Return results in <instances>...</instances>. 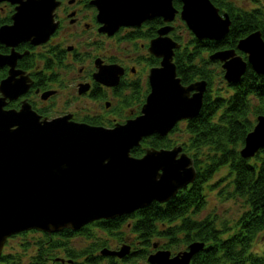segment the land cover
I'll list each match as a JSON object with an SVG mask.
<instances>
[{
    "label": "water",
    "instance_id": "95a60500",
    "mask_svg": "<svg viewBox=\"0 0 264 264\" xmlns=\"http://www.w3.org/2000/svg\"><path fill=\"white\" fill-rule=\"evenodd\" d=\"M8 1L18 4L12 15L13 24L0 27L2 42L41 43L56 30L54 11L60 0ZM180 1L181 19L198 38L218 40L229 31V15L221 14L211 0ZM93 3L98 8L102 31L109 34L120 26L140 25L155 16L170 22L179 12L174 0ZM172 27H160L158 36L150 41L149 51L161 60L160 65L150 69V92L140 114L113 127L77 121L72 114L42 116L26 101L19 109L4 108L6 97L14 99L28 89V77H17L19 71L11 69L9 77L1 81L0 255L13 234L33 228L49 233L65 228L78 230L92 221L131 213L153 201L167 202L195 180L193 157L181 145L146 147L142 156L131 153L144 137L167 135L180 120L197 116L203 105L207 81L184 84L177 75L173 58L180 43L168 35ZM237 48L247 53V59L234 48L218 50L210 56L223 62L228 82L237 83L248 63L264 74L261 31L241 38ZM0 56V62L10 64L17 57L14 52ZM122 73L120 65L112 64L101 67L96 75L107 84H116ZM256 121L240 149L244 157L254 156L264 146V114L257 115ZM203 247L204 242L194 241L175 254L158 248L147 259L152 264H190ZM101 251L123 257L130 252V245L124 243L119 249L104 247Z\"/></svg>",
    "mask_w": 264,
    "mask_h": 264
},
{
    "label": "trees",
    "instance_id": "16d2710c",
    "mask_svg": "<svg viewBox=\"0 0 264 264\" xmlns=\"http://www.w3.org/2000/svg\"><path fill=\"white\" fill-rule=\"evenodd\" d=\"M212 1L231 18L230 30L224 38H196L182 21L171 31V35L181 42V47L175 50L174 62L182 82L207 81L200 112L185 121L184 128L178 123L167 136L150 135L131 151L133 155L141 156L146 147L170 146L184 131L187 137L181 144L194 159L195 180L167 202L153 201L131 213L92 221L78 230L65 228L49 233L33 228L11 235L10 238L23 236L20 244L24 250H30L29 264H62V260L71 264H152L147 257L156 244V249H168L175 254L187 249L194 241L204 242V247L194 254L190 264H264V252L253 249L255 237L264 230V146L252 157L240 153L246 134L254 126L252 117L264 114V74L248 65L237 83H228L221 62L210 58L217 50L237 49L239 39L253 31L260 30L264 37V12L257 6H239L234 0ZM180 3L175 4L179 7ZM162 24V19L156 17L143 31L137 27L128 33L137 31L134 36L152 38ZM155 62L158 63L156 58ZM219 67L220 76L216 75ZM131 88L124 101L137 100L142 105L145 100L143 87L134 83ZM98 119L89 116L84 120L97 124ZM110 123L113 125L112 121ZM224 166L228 167L230 177H226L224 187H220V195L239 197L244 202L236 222L239 228L228 233L225 221H219L217 214L201 217L206 205L204 183ZM90 226L101 229L108 237L120 242L119 245L129 244L130 252L121 258L101 254L104 247L114 248L107 245V238L91 231ZM28 234L35 236L33 242ZM76 238L91 242L76 246L73 243ZM0 264H23L21 254L3 250Z\"/></svg>",
    "mask_w": 264,
    "mask_h": 264
},
{
    "label": "flooded vegetation",
    "instance_id": "af4514ba",
    "mask_svg": "<svg viewBox=\"0 0 264 264\" xmlns=\"http://www.w3.org/2000/svg\"><path fill=\"white\" fill-rule=\"evenodd\" d=\"M178 2L180 1L177 0L176 4ZM213 3L219 8V11L221 13L226 11L220 8L215 2ZM17 4L18 3H12L11 1L8 0L0 1V27H2L3 25L5 26V25L13 24L14 19L12 18V15L16 11L15 6ZM178 8L181 9V3ZM179 17L180 14H177L176 15L177 20L173 22L175 28L180 23L179 21H181ZM54 18L55 21L58 22L57 28L46 41L34 44L28 40H23L17 42L14 45H7L6 43L0 40V55L6 57V55H10L13 52L17 55V57L15 56L16 59L13 64L4 61L0 62V83L3 79L9 77L11 69L15 71L17 70V72L19 71V73H17L16 75L17 77H20L21 75H25L28 77L27 79L28 89L14 99H10L9 97H6L7 99L4 108L19 109L23 101H26L27 103L30 104L33 110L37 111L42 116L49 117L48 113L53 110V104H51L52 102H49V100L56 97L58 92H60L61 90L60 85H58L59 87L54 85L59 84L60 79L63 80V71L59 69L58 67L59 64L60 66H62L63 64H65L66 66H70L68 69H70L71 67L72 68L74 67L75 69V67L78 66L76 72L77 75L74 76L73 79L75 78L74 82L77 85V93L79 95L88 94V96L95 97L98 99L100 98L103 99L107 95L116 98L118 96L124 97L120 95L121 91L123 90L124 93L127 91L130 94L132 91L131 87L133 86L134 83H136V84H141V86L143 87L144 97L146 96L150 88L149 85L150 69L153 66L160 65V59L152 55L148 49L150 45V41L153 37L148 38L147 45L145 43H142V47H145V50H147L146 55L139 54L137 57H133L132 59L134 63L128 65L125 61H123L122 59L118 60L116 58V55L109 54L107 51L103 52L101 50V52H99L100 50L94 49L96 52L90 53L88 51L80 49V47L82 46L81 41H77L73 43L66 42L69 39L68 38L69 34L62 36L61 39L56 38L58 33L62 29L68 27L72 31L71 35H75L77 33V30L81 29L84 32L93 31L94 34H98L99 36H101V38H98L96 42H94V44L96 46H99V48L101 47L106 48V43H102L104 38H108L109 40H111L112 37H116L119 34L120 35L118 36V38L122 37L121 40L136 41L137 39H140L141 36L139 37L134 36L137 31L132 34L128 33L134 30L133 27L122 26L118 29L117 32H114L113 34H109L106 31H102L101 29L102 23L99 19L98 8L93 3V0H60L59 5L55 8L54 11ZM149 21L150 19H147L138 28V30L143 31L148 26ZM126 37H129V39H125ZM142 38L145 37L142 36ZM236 50L238 54H241L243 56L245 55V53L239 51L238 49ZM155 58L157 59L158 63L155 62ZM141 61H145L146 63L145 67L146 65L148 67V72L147 69H145V67L143 69V71H146L144 75L145 77H142L141 75L138 74L140 71L137 65H139L138 63ZM219 61L222 64V61L221 60ZM112 64L120 65L123 68V73L120 75L119 82H117L116 84L115 83L107 84L103 82V80L98 78L96 74L100 72L101 67ZM53 67L56 69L55 71L53 70ZM57 81L58 83L55 84V82ZM84 86H86L87 89L85 88L82 89V87ZM0 96H3V93L1 91H0ZM36 100H38L41 105H38ZM123 101L120 99L119 101H116L117 103L115 105L114 104L110 105L112 100L111 101L106 100L104 101V105L106 106V110L110 114H112V111L116 110V105L118 104V102L121 103ZM63 114H72L73 116L72 118L74 120H78L86 123H89L84 120L86 117L88 118L89 116H97L99 117L98 120L100 122L97 124H93V123H89V124L103 125L107 127L113 126L114 124L120 121V120L117 121V119H113V118L103 120L104 115L102 113L101 114L94 113L93 115L86 114L80 119H76L75 111H64L59 115H63ZM136 115H132L131 117ZM110 121L113 122V125H111ZM181 121L185 122L188 121V119ZM156 135L161 136L159 134ZM176 145H181L183 147V151L187 152L186 150H184V146L181 143H174L171 144L170 146H164L161 148H172Z\"/></svg>",
    "mask_w": 264,
    "mask_h": 264
},
{
    "label": "rangeland",
    "instance_id": "374dc122",
    "mask_svg": "<svg viewBox=\"0 0 264 264\" xmlns=\"http://www.w3.org/2000/svg\"><path fill=\"white\" fill-rule=\"evenodd\" d=\"M234 1L244 7H253V6L260 7L264 12V0H234ZM1 5H4V4H1ZM67 34H69L68 35L69 39L66 42L73 43V42L81 41L82 46L80 47V49L88 51L90 53H95L96 52L95 50H100L99 52H101V50L103 52L107 51L109 54L116 55V58L118 60L122 59L128 65L134 63L132 59L133 57H137L139 54L146 55V51H147L145 50V47H142V43H145L146 45L148 44V38L146 39V37L145 38L140 37V39H137L136 41H127V40H121L122 37L118 38V36L120 35L119 34L116 37H112L111 40H109L108 38H104L102 43H106V48L104 47L99 48V46H96L94 42H96L98 38H101V36H99L98 34H94L93 31L84 32L81 29H79L77 30V33L75 35H71L72 31L68 27H65L58 33L56 38L61 39L62 36H65ZM185 37H186V32H185ZM125 39H129V37H126ZM138 64L139 65L137 66L139 67V71H140L138 74L141 75L142 77H145L144 75L146 71H143L145 64H146L145 61H141ZM58 67L59 69H61V71H63V80L60 79L59 84L54 85V86L60 85L61 90L60 92H58L56 97L49 100V102H52L51 104H53V110L48 113L49 117L59 115L64 111H75L76 119H80L86 114L93 115L94 113L96 114L102 113L104 115L103 120L113 118V119H117V121L120 120L119 122H121V121H124L126 118L131 117L135 113L140 112V109H141L140 106L142 105L140 103L138 104L137 100H130L128 102H125L123 101L124 97H120V96L116 98V97L107 95L103 99L101 98L98 99L95 97H90L88 96V94L79 95L77 93V85L74 82L75 78L73 79V77L77 75L76 72H77L78 66L75 67V69L74 67L73 68L71 67L70 69H68L70 66H66L65 64L60 66L59 64ZM221 68L219 67L218 69L219 71H217L216 75L218 76L221 75L220 73ZM145 69H147V72H148L147 65ZM53 70L55 71L56 69L53 67ZM217 79H220V78L217 77ZM56 83H58V81L55 82V84ZM149 85H150V82H149ZM149 91H150V88H149ZM120 95L129 96L130 94L127 91L124 93V91L122 90ZM120 99L123 102L121 103L118 102V104L116 105V110L112 111V114H110L106 110L104 101L112 100L110 105H113V104L115 105L117 103L116 101H119ZM36 102L38 105H41L38 100H36ZM252 118L254 120V125H255L257 122L256 121L257 116H253ZM180 123H181L180 127L184 128V122L181 121ZM185 136L187 137V134H185L184 131H181V133H179L177 137L174 136L175 139H177L176 143H182L183 142L182 139ZM228 171H229L228 167L226 166L221 167L214 173V176L212 178H210L207 182L204 183V193L206 195V205L201 211V217H203L206 214H210V213L217 214L219 221H225L227 233L233 232L237 228H239L236 222L240 218V214L244 208L243 199L239 197H235V196L226 198L220 195L219 193V190L223 188L224 187L223 185H225L226 183L225 181L227 180L226 177L229 176ZM224 177L225 179H222ZM220 183H222L221 186H220ZM90 230L94 231L98 236L102 238H105V239L107 238L106 240L109 242V243L107 242L108 243L107 245H109V247H113L116 249L118 246H121L119 245L120 242L115 240L113 237H108L107 234L104 233L101 229L95 226H90ZM34 235H36V233H34ZM34 235L28 234L29 239L32 242L35 240ZM22 238L23 236H20V235L9 238L6 242L4 251L20 253L21 262L23 264H29L28 262L30 259V255H29L30 250H24L22 248V245L20 244V242L24 240ZM73 240H74L73 243L76 246H83L91 242L89 239H85V238H76ZM253 249L258 252H264V230L261 231L258 234V236L255 237V240L253 242ZM155 250H156V247L153 251ZM65 264H71V263L65 262Z\"/></svg>",
    "mask_w": 264,
    "mask_h": 264
}]
</instances>
